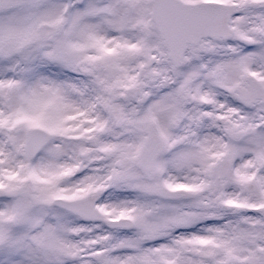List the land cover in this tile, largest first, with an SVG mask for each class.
Listing matches in <instances>:
<instances>
[{
	"label": "snow or ice",
	"instance_id": "6c2138e0",
	"mask_svg": "<svg viewBox=\"0 0 264 264\" xmlns=\"http://www.w3.org/2000/svg\"><path fill=\"white\" fill-rule=\"evenodd\" d=\"M0 264H264V0H0Z\"/></svg>",
	"mask_w": 264,
	"mask_h": 264
}]
</instances>
